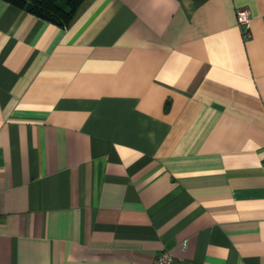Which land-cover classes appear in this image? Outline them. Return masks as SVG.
Returning <instances> with one entry per match:
<instances>
[{
  "label": "crops",
  "instance_id": "0c3cea01",
  "mask_svg": "<svg viewBox=\"0 0 264 264\" xmlns=\"http://www.w3.org/2000/svg\"><path fill=\"white\" fill-rule=\"evenodd\" d=\"M163 251L264 264V0H0V264Z\"/></svg>",
  "mask_w": 264,
  "mask_h": 264
},
{
  "label": "trees",
  "instance_id": "16d2710c",
  "mask_svg": "<svg viewBox=\"0 0 264 264\" xmlns=\"http://www.w3.org/2000/svg\"><path fill=\"white\" fill-rule=\"evenodd\" d=\"M13 6L65 28L85 0H3Z\"/></svg>",
  "mask_w": 264,
  "mask_h": 264
},
{
  "label": "built area",
  "instance_id": "2783aa9c",
  "mask_svg": "<svg viewBox=\"0 0 264 264\" xmlns=\"http://www.w3.org/2000/svg\"><path fill=\"white\" fill-rule=\"evenodd\" d=\"M236 20L238 23V26L242 28L244 35L248 36V28L249 24L251 22L250 13L245 8H239L236 10ZM155 264H173L172 256L166 252H161L155 259Z\"/></svg>",
  "mask_w": 264,
  "mask_h": 264
}]
</instances>
